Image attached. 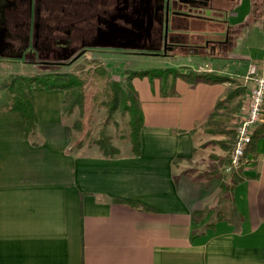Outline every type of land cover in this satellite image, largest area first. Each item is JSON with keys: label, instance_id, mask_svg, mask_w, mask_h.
Masks as SVG:
<instances>
[{"label": "crops", "instance_id": "obj_1", "mask_svg": "<svg viewBox=\"0 0 264 264\" xmlns=\"http://www.w3.org/2000/svg\"><path fill=\"white\" fill-rule=\"evenodd\" d=\"M162 1L158 19L194 16L207 23L190 32L207 39L203 47L228 48L229 65H201L208 59L200 54L214 53L197 45L190 47L193 58L176 57V68L228 78L245 77L256 64L264 77V0H218L220 8L208 14L185 9L197 0H170L169 11V0ZM16 2L23 12L13 26L25 28L24 35L8 39L0 64L46 65L33 47L36 7L26 12L28 1ZM170 79L169 86L162 78L133 81L144 114L139 156L72 152L60 90H32L33 134H26L23 113L0 110V264H264V124L249 152L253 163L229 174V148L217 123L231 119V83ZM218 103L220 115L210 124ZM242 107L233 116L240 117ZM235 178L233 200L243 220L208 228L215 211L229 215L230 203L219 200L221 184ZM201 212L194 222L192 215Z\"/></svg>", "mask_w": 264, "mask_h": 264}, {"label": "rangeland", "instance_id": "obj_2", "mask_svg": "<svg viewBox=\"0 0 264 264\" xmlns=\"http://www.w3.org/2000/svg\"><path fill=\"white\" fill-rule=\"evenodd\" d=\"M27 1L28 4L24 7L26 12L33 11L35 7L37 10L36 26L38 29L33 42L35 58L44 64L59 65L23 67V65L0 64V110L12 107L14 89H16V85L10 82V78L13 76L18 75L29 78L57 74L74 75L78 81L82 82L84 110L82 111L80 105L75 103L78 97L74 88L71 89L68 92L69 103L66 105V108L72 109V111L71 113H64V120L73 129L72 152L81 151L86 155L103 154L99 144L105 138L106 142H108L107 144L120 150V155L128 151L133 154L132 148L131 150L129 148L132 145L133 128L131 113L126 107L131 104L135 95L130 92L128 99L124 98L127 101L123 98H118L114 105L110 104V100H107L109 99L108 97H103L102 101L105 103V106L100 108L95 107L92 103V98L99 91L102 94L103 91L106 94L112 92L113 83L119 84L124 88L132 84L138 98L136 105L141 106L139 93L133 81L142 82L145 80L151 83L153 79L160 76L162 79L168 80L167 86H169L172 71H174L172 67L176 68L174 65L178 64L176 57L193 58L197 55L189 53L191 51L190 47L199 45L200 47L197 48L199 52L208 53L210 51L214 53L208 55L200 54L208 59V61L201 64L204 66L209 65L208 69L214 70V65H229L226 62L229 55L225 53L228 48H224L219 44H213L208 49L202 46L207 40L206 38L190 33L196 29L199 30L197 27H204L207 24L199 20L197 21L194 16H190L185 20L175 17L173 21L172 19L168 21L166 17V21L168 22H165V25L167 24L168 26L166 29L168 40L174 43L171 38L176 37L174 41L180 44L176 50H169L167 56L163 55L165 54L163 53L164 39L158 41L161 48L157 53L160 56H133L125 53L99 50L101 48H130L138 44L140 37L145 33V28L147 27L150 30V25L159 18L155 15L164 8L162 0H134V2L133 0H73L72 3H70L72 0ZM220 5L222 4H219L218 0H211L206 3L197 2L196 5L186 6L185 9L190 12L202 11V13L208 14L211 9L220 8ZM171 8L173 7L171 6ZM181 8V5L174 6L175 10ZM133 9L136 15L130 12ZM102 10H104L105 15L101 14ZM262 11L264 15V4ZM17 12L22 13L23 10H21L16 0H0V19L2 21L0 27L1 54L8 48L6 46H8L9 38H13L14 34L24 35L25 28L14 29V26H18L20 24L19 21H21V16H18ZM8 19L17 20L7 21ZM72 23L74 27L71 28ZM177 27H179V32L174 31ZM171 30L174 32H171ZM180 30L182 32L189 31V33L183 34ZM215 41L220 42L222 40L215 39ZM153 43L156 42L153 40ZM85 48L90 50H87V53L73 65H66L70 60L75 59L80 54V51ZM171 56L174 58H167ZM183 63L185 62L181 64ZM169 67L170 69H168ZM216 67L218 68L219 66ZM176 70L183 72L186 68H176ZM190 70L188 69L186 72L190 74ZM246 77L238 74L228 77V81L231 83L230 92L232 93L231 98L228 100L231 99L234 102L231 107L229 106V112L233 113H231L232 116L228 123H218V125H221L219 129L225 132L226 137L224 141L229 148L228 156L231 155L232 145L235 141V130L240 124V117L233 116V114L241 108L243 101L251 89V83L246 80ZM29 85L23 86V91L28 96L34 88L37 89L35 83ZM137 86L140 87L138 83ZM102 87L103 91L101 90ZM219 115L220 112H218L215 119H218Z\"/></svg>", "mask_w": 264, "mask_h": 264}, {"label": "trees", "instance_id": "obj_3", "mask_svg": "<svg viewBox=\"0 0 264 264\" xmlns=\"http://www.w3.org/2000/svg\"><path fill=\"white\" fill-rule=\"evenodd\" d=\"M173 78L175 79L177 76L180 77H193L196 81H204V82H210V83H220V82H226L228 81V78L222 77L217 75L215 72L210 73H204L201 75H196L194 73H190L188 75H184L182 73L172 71ZM158 78H161L160 76ZM10 82L16 85V89H14V98L12 99V107L10 108L12 111L15 112H21L24 114L26 119V134L30 135L33 134L36 131L37 128V116L32 104V101L30 99V96L26 95V93L23 91V86L26 84H36L37 88H43L47 91H53V90H60L64 91L65 93V102H64V113H71L72 109H67L66 105L69 103L68 99V92L71 91V89L74 88L75 93L77 95V99L75 103H78L80 105V109L84 110V97H83V86L82 82L78 81L77 78L72 74H57V75H47L46 77H21V76H13L10 78ZM27 82V83H25ZM29 85V86H30ZM113 91L109 94H106L105 91H103V87L101 88L102 92L99 91V93L92 98V103L95 105V107H103L105 106L104 102L102 101V98L108 97L110 100V104L114 105L116 104L118 98H125L128 99V94L131 92L135 95V98L131 101V104L127 105V109L131 113V124H132V152L133 155L139 156L140 150H141V129L144 124V114L142 111L141 106L136 105L138 102V98L135 94V90L132 86V84H129L128 87H122L119 84L113 83ZM104 95V96H103ZM124 99V100H125ZM127 101V100H125ZM135 104V105H133ZM136 106V107H135ZM222 106L221 103H218L216 107V111L210 116L208 123L212 124L214 122L215 117L218 115V110ZM218 124V123H217ZM220 126V125H218ZM82 127V126H81ZM257 135V134H256ZM255 140V139H254ZM105 138H103L100 141V150L103 153L104 156L107 158H116L120 156V150L116 147L107 144ZM255 143L250 146L249 152H253L255 148ZM232 177H235L233 175ZM238 180L235 178L234 183H225L222 182L221 184V194H220V202L225 203L228 202L229 204V215H224L222 211H215L212 215V219L210 220V223L208 224V228H214L217 221L221 220H228L229 222H233V220H236L238 222H241L243 220V216L238 213V211L235 208L234 200H233V194L235 190V186L237 184ZM206 214V212L201 213H194L192 215V218L194 222H197L199 220V217H203ZM230 219H229V218ZM233 219V220H232Z\"/></svg>", "mask_w": 264, "mask_h": 264}, {"label": "built area", "instance_id": "obj_4", "mask_svg": "<svg viewBox=\"0 0 264 264\" xmlns=\"http://www.w3.org/2000/svg\"><path fill=\"white\" fill-rule=\"evenodd\" d=\"M246 80L251 83V89L243 101L240 124L235 130V141L226 170L229 174L239 173L253 163L249 148L258 127L264 124V77L260 75L256 64L249 67Z\"/></svg>", "mask_w": 264, "mask_h": 264}, {"label": "flooded vegetation", "instance_id": "obj_5", "mask_svg": "<svg viewBox=\"0 0 264 264\" xmlns=\"http://www.w3.org/2000/svg\"><path fill=\"white\" fill-rule=\"evenodd\" d=\"M123 1H127V0H123ZM133 2H134V0H133ZM123 4H124V2H123ZM130 12L132 14L136 15L134 9H133V11H130ZM101 13L105 15L104 10H102ZM129 15H130V13H129ZM165 22H167V21H162V20L157 18L154 21V23H152L150 25V30H148L147 27L145 28L146 30H145L144 35H142L140 37L138 44H136L133 47H130V48L124 47L122 49H110V48H105V49L103 48L102 49L101 48L99 50L111 51L114 53H125V54H129V55H133V56H146V55L160 56L157 53V51L159 52V49L161 48L160 43L158 41L160 39H164L163 53H165V54H163V55L167 56L169 50H176V48H178L180 46V44L179 43L177 44V41H174L176 39V37L171 38V39H173L172 42H174V43H171V40H168V35H167V30H166L167 24L165 25ZM153 40L156 43L152 44ZM87 50H90V49H86V48L82 49L80 51V54L78 55L80 57L74 63H76L82 56H84L87 53ZM73 60H70L69 63H67L66 65H69ZM73 64H70V65H73ZM46 65H59V64H48L47 63Z\"/></svg>", "mask_w": 264, "mask_h": 264}, {"label": "water", "instance_id": "obj_6", "mask_svg": "<svg viewBox=\"0 0 264 264\" xmlns=\"http://www.w3.org/2000/svg\"><path fill=\"white\" fill-rule=\"evenodd\" d=\"M197 1H200V2H209L210 0H197ZM170 10V0L168 1V6H167V11ZM168 14V12H167ZM168 22V21H167ZM167 26V25H166ZM168 27V26H167ZM80 56H78L76 59H74L70 64H73ZM69 64V65H70Z\"/></svg>", "mask_w": 264, "mask_h": 264}]
</instances>
